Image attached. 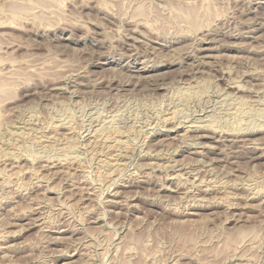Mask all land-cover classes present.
Here are the masks:
<instances>
[{"label": "rangeland", "instance_id": "1", "mask_svg": "<svg viewBox=\"0 0 264 264\" xmlns=\"http://www.w3.org/2000/svg\"><path fill=\"white\" fill-rule=\"evenodd\" d=\"M0 87V264H264V0H0Z\"/></svg>", "mask_w": 264, "mask_h": 264}, {"label": "bare ground", "instance_id": "2", "mask_svg": "<svg viewBox=\"0 0 264 264\" xmlns=\"http://www.w3.org/2000/svg\"><path fill=\"white\" fill-rule=\"evenodd\" d=\"M16 8V7H15ZM15 8H13V9H15ZM18 10V9H17ZM15 11V10H14ZM13 11V12H14ZM21 11V10H20ZM22 12V11H21ZM16 13H18V12H16ZM174 63V62H173ZM191 64V63H190ZM151 68V67H150ZM198 77V76H197ZM193 79H194V77H193ZM238 84V83H237ZM242 87V86H241ZM1 88V87H0ZM239 88V87H238ZM243 91V90H242ZM258 98V97H257ZM172 112V111H171ZM175 112V111H174ZM173 114V113H172ZM174 116V115H173ZM172 117V116H171ZM173 118V117H172ZM172 121V120H171ZM174 122V121H173ZM186 123V122H185ZM187 124V123H186ZM166 125V124H165ZM210 125V124H209ZM208 125V126H209ZM260 128V127H259ZM190 131V130H189ZM215 131H216V129H215ZM188 132V131H187ZM256 132V131H255ZM118 133V132H117ZM116 133V134H117ZM227 134V133H226ZM235 136V135H234ZM152 138V137H151ZM108 139V138H107ZM180 139V138H179ZM106 140V139H105ZM107 141V140H106ZM126 146V145H125ZM190 146V145H189ZM155 148V147H154ZM253 149V148H252ZM171 156V155H170ZM17 161V160H16ZM194 163V162H193ZM183 165V164H182ZM175 166V165H174ZM184 166V165H183ZM165 167V166H164ZM195 174V173H194ZM176 176V175H175ZM10 177V176H9ZM41 182V181H40ZM173 184V183H172ZM233 186V185H232ZM192 188V187H191ZM230 192V191H229ZM191 194V193H190ZM223 194V193H222ZM188 197V196H187ZM228 197V196H227ZM230 198V197H229ZM221 200V199H220ZM229 200V199H228ZM223 201V200H222ZM25 230V229H24Z\"/></svg>", "mask_w": 264, "mask_h": 264}]
</instances>
